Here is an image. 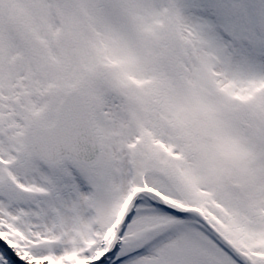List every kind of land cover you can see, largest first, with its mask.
<instances>
[{"label":"snow or ice","instance_id":"6c2138e0","mask_svg":"<svg viewBox=\"0 0 264 264\" xmlns=\"http://www.w3.org/2000/svg\"><path fill=\"white\" fill-rule=\"evenodd\" d=\"M0 264H264V0H0Z\"/></svg>","mask_w":264,"mask_h":264}]
</instances>
